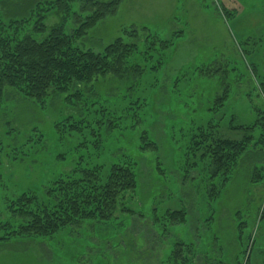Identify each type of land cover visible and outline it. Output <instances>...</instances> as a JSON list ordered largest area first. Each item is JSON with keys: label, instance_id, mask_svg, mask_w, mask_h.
<instances>
[{"label": "rangeland", "instance_id": "obj_1", "mask_svg": "<svg viewBox=\"0 0 264 264\" xmlns=\"http://www.w3.org/2000/svg\"><path fill=\"white\" fill-rule=\"evenodd\" d=\"M52 1L0 0V39L41 40L40 22L62 23L71 34L77 17L90 13L85 0ZM11 21L22 23L12 29ZM145 28L174 39L159 69L148 70L158 54L139 57L146 69L140 83L107 75L50 91L44 107L4 89L0 236L18 225L11 202L31 192L45 199L58 176L127 157L136 188L110 220H83L49 237H12L0 246V264H264L263 128L229 129L264 117V0H123L75 45L101 53L117 38L131 43L127 34ZM208 121L224 139L253 135L216 198L211 185L218 180L191 169L187 149L191 130ZM143 138L156 150H142ZM171 211H184L185 222H171ZM177 244L190 247L182 252L185 263L173 259Z\"/></svg>", "mask_w": 264, "mask_h": 264}, {"label": "trees", "instance_id": "obj_2", "mask_svg": "<svg viewBox=\"0 0 264 264\" xmlns=\"http://www.w3.org/2000/svg\"><path fill=\"white\" fill-rule=\"evenodd\" d=\"M62 1L52 2L58 4ZM85 1L88 2L86 8L90 13L85 17H77L79 25L71 34L65 33L62 23L46 28L40 22L37 30L42 32L41 40L19 38L17 35H7L0 39V101L4 89L11 88L22 97L33 99L39 107H44L50 91L65 93L107 75L131 86L144 80L146 69L139 62V57L151 58L152 53L158 54V62L148 70L160 68L164 53L172 46L174 38L163 40L146 28L142 30V35L136 31L127 34L131 43L117 38L101 53L78 48L76 40L82 38L99 21L112 15L123 0ZM21 23L11 21L7 27L13 29L14 24ZM181 34L175 33V37ZM139 42H142V54L145 57L139 56ZM259 125L263 128L259 143L264 145V117H258L250 126H233L230 123L229 129L248 132ZM218 127V124L211 121L199 124L191 130L187 147L192 160L191 169L200 168L207 180H218V185H211L213 198L219 196L221 189L231 179L232 171L253 140L252 134L237 141L224 139L218 134ZM143 140L146 142L142 150H156L154 142L146 138ZM135 188V163L127 157L108 166H95L82 169L77 174L58 176L45 187V199L31 192L11 202L8 208L18 220V225L14 229H7L8 226L4 225L3 228L9 231L0 236V243L12 237H49L83 220H110L120 201ZM184 214V211L167 213L171 222L175 223L185 222ZM184 247L188 252L191 251L189 246L177 244L171 252L175 261L181 260Z\"/></svg>", "mask_w": 264, "mask_h": 264}, {"label": "crops", "instance_id": "obj_3", "mask_svg": "<svg viewBox=\"0 0 264 264\" xmlns=\"http://www.w3.org/2000/svg\"><path fill=\"white\" fill-rule=\"evenodd\" d=\"M4 243L0 244V246H3Z\"/></svg>", "mask_w": 264, "mask_h": 264}]
</instances>
